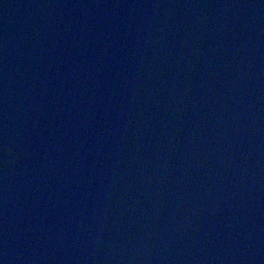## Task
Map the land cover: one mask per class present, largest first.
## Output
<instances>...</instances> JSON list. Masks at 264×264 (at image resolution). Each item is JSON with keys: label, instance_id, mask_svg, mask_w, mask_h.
<instances>
[{"label": "water", "instance_id": "obj_1", "mask_svg": "<svg viewBox=\"0 0 264 264\" xmlns=\"http://www.w3.org/2000/svg\"><path fill=\"white\" fill-rule=\"evenodd\" d=\"M0 264H264V0H0Z\"/></svg>", "mask_w": 264, "mask_h": 264}]
</instances>
